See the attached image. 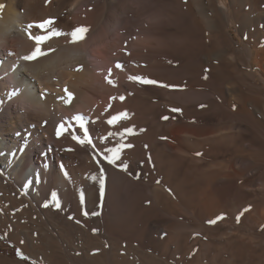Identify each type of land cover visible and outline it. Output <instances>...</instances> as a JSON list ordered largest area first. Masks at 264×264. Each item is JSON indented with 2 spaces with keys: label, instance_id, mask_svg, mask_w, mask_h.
Returning a JSON list of instances; mask_svg holds the SVG:
<instances>
[{
  "label": "rangeland",
  "instance_id": "obj_1",
  "mask_svg": "<svg viewBox=\"0 0 264 264\" xmlns=\"http://www.w3.org/2000/svg\"><path fill=\"white\" fill-rule=\"evenodd\" d=\"M239 2L216 0V5L227 13L237 11L238 22L245 14L254 18L252 1ZM179 8L173 26L164 30V37L177 41L174 55H168L176 67L189 58L196 60L198 51L209 47L204 34L189 26L193 22ZM259 22L262 25L251 22L246 32L237 22L226 24L220 38L223 45L230 43L236 49L233 61L224 60L217 67L193 63L185 68L188 76L178 73L173 79L161 75L157 89L144 85L126 108L119 107L118 114L125 115L112 126L105 153H89V159L76 161L81 169L86 167V180L76 183L67 198L42 193L33 202L24 200L6 179L0 187V260L7 264H264V191L259 189L264 181V116L250 105L264 103V82L258 72L257 84L252 85L244 38L245 34L247 40L251 38V45L261 43L264 24ZM170 84L177 90L210 89L215 96L170 102ZM229 86L233 91L226 89ZM170 120L216 134L206 139L176 137L173 152L166 144L169 135L161 128Z\"/></svg>",
  "mask_w": 264,
  "mask_h": 264
},
{
  "label": "bare ground",
  "instance_id": "obj_2",
  "mask_svg": "<svg viewBox=\"0 0 264 264\" xmlns=\"http://www.w3.org/2000/svg\"><path fill=\"white\" fill-rule=\"evenodd\" d=\"M232 1L242 3V0ZM251 1V9L256 15L251 19L245 12V17L238 22L237 11H223L216 5V0H0V4L5 5L0 10V187L8 179V183L24 195V200L32 202L39 195H48L46 193H53L60 199L68 197L76 183L86 180V167L81 169L76 161L89 159V153L94 156L105 153L108 134L120 121L109 124L108 120L118 116L117 109L126 108L141 92L142 86L157 89L162 83L159 76L173 79L178 73L187 75L185 68L193 63L205 66L209 62L217 67L224 60L233 61L236 49L230 43L223 45L220 36L228 22H237L241 32L251 22L259 24L261 20L264 24V0ZM177 8H182L184 17L193 22L188 25L204 34L206 46L209 45L198 51L196 60L189 58L180 67L174 64L173 56L168 57L170 52L174 55L177 41L173 37H164L165 28L172 27L175 22ZM45 21L50 23L40 27ZM78 28L87 31L82 34L83 39L74 42L71 33ZM30 36L46 37L39 45L43 54L25 60L22 57L37 48L36 41ZM246 37L247 66L252 67L247 74L252 85H256L258 72L264 82V35L261 43L255 45H251V38L247 40ZM117 64L121 67L117 68ZM129 77L157 83H142ZM205 79L210 82L208 77ZM171 86H168L170 102L190 103L215 96L210 89L185 86L177 90L173 88L174 84ZM226 89L233 91V86ZM250 105L253 111L264 116L262 101ZM161 128L168 133L166 144L173 152L177 151H174L176 137L191 135L206 139L216 134L179 126L173 120ZM261 188L264 191V181ZM91 194L92 189H89L88 197ZM0 264L7 262L0 260Z\"/></svg>",
  "mask_w": 264,
  "mask_h": 264
},
{
  "label": "snow or ice",
  "instance_id": "obj_3",
  "mask_svg": "<svg viewBox=\"0 0 264 264\" xmlns=\"http://www.w3.org/2000/svg\"><path fill=\"white\" fill-rule=\"evenodd\" d=\"M5 7V5L3 4H0V10H2L3 8ZM50 23V21H45L43 24L39 25L40 27H44L45 24H48ZM29 27H31V25H29ZM87 29L86 28H78L76 30H74L73 33H71L72 37H73V41L75 42L76 40L78 39H83V33L86 32ZM54 34L56 35H60L61 33H58V32H55ZM79 34V35H78ZM30 38L34 39L36 41V44H37V48L28 56H24L22 57L23 59L25 60H32L34 59L38 54H43L40 52V49H39V45L40 43L42 42V40L46 39V37H41V36H35V37H31ZM117 68L121 67V65L117 64L116 65ZM111 74V70H109V75ZM107 79V78H106ZM129 79H134V80H138L142 83H147V84H155L157 83L156 81H152V80H145L141 77H129ZM109 83H113V81L111 80H108ZM167 87V85H165ZM69 95H71L69 93ZM121 100H123V97H120ZM201 107H203V105H201ZM125 114H120L118 116H112L109 120H108V123L109 124H113L114 122L118 121L122 116H124ZM77 119H79V117H77ZM164 119H167V117H164ZM81 127H83V125H81ZM125 131H128L130 132L131 130L130 129H125ZM58 135H59V130H58ZM75 138V137H74ZM85 140H87V136H85ZM81 143H83L84 141H80ZM130 146V145H129ZM113 153L115 154L116 150L113 149L112 150ZM115 159H118V156H115ZM114 162V159L113 158H110L109 159V163H113ZM101 188H103V182L101 183ZM47 206V205H45ZM57 207H59V205H57ZM245 211H247V209H245ZM219 219V218H218ZM216 221L213 220V221H209V223H215Z\"/></svg>",
  "mask_w": 264,
  "mask_h": 264
}]
</instances>
